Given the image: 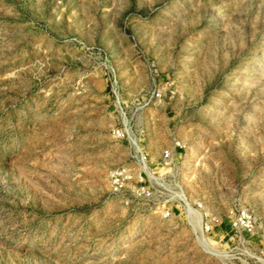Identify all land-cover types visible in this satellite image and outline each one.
Returning <instances> with one entry per match:
<instances>
[{
  "label": "rangeland",
  "instance_id": "rangeland-1",
  "mask_svg": "<svg viewBox=\"0 0 264 264\" xmlns=\"http://www.w3.org/2000/svg\"><path fill=\"white\" fill-rule=\"evenodd\" d=\"M124 120L152 161L185 142L200 214L264 232V0H0V264H223L176 211L111 192Z\"/></svg>",
  "mask_w": 264,
  "mask_h": 264
},
{
  "label": "built area",
  "instance_id": "built-area-1",
  "mask_svg": "<svg viewBox=\"0 0 264 264\" xmlns=\"http://www.w3.org/2000/svg\"><path fill=\"white\" fill-rule=\"evenodd\" d=\"M149 71H156L151 63ZM115 84L116 79L112 76L110 86L114 94ZM162 90V87L152 88L140 98L137 105H155L163 97ZM110 135L116 140L124 141L132 151L127 161L113 168L108 174L112 193L122 194L129 191L136 200H154V210H158L164 219L173 217L176 211V215L184 217L194 237L205 248L204 251L223 264H264V244L257 246L254 243V239L258 238L264 241V232L259 229L255 215L250 210L243 207L230 210L226 220L230 234L224 242L215 240L216 236L211 235L214 227L221 225L223 218L206 212L200 214L198 210H201L202 203L193 202L189 195L182 180L184 170L181 162L186 144L181 138L172 135L170 146L163 147L158 159L152 161L141 147L144 140L142 127L133 129L124 120L111 128Z\"/></svg>",
  "mask_w": 264,
  "mask_h": 264
},
{
  "label": "crops",
  "instance_id": "crops-1",
  "mask_svg": "<svg viewBox=\"0 0 264 264\" xmlns=\"http://www.w3.org/2000/svg\"><path fill=\"white\" fill-rule=\"evenodd\" d=\"M129 64H131L130 66L132 67V70L135 72L138 71V73L140 75L139 77H137V76L134 77L135 85L139 84L138 81L141 82L142 86L146 85L145 89L143 88L144 89L143 94H148L151 89L148 88V82L146 79L147 76H146L145 69H144V63L137 60L136 58H133V59L129 60ZM136 88H137V86L134 89H136ZM140 89H142V88H140ZM140 89H139V91H141ZM139 91H137L136 94H138ZM175 91H176L175 89H173V91H170V90L167 91L169 99L173 98V96L175 95ZM176 107L179 108L180 104L176 103L175 101H173V103L169 104L170 109H172V108L176 109ZM181 167L184 170V172H186V173L192 172V174L190 175L192 178H191V181L189 180L190 181L189 184L190 185H191V183L193 184V158L191 159V157L188 156L186 154V152L182 156ZM187 186H188V184H187ZM213 232H214V236H217L219 240H221L222 238L224 239L225 237L226 238L224 240H226L230 234V229L228 227L227 222L224 221L221 223L220 226L214 227Z\"/></svg>",
  "mask_w": 264,
  "mask_h": 264
}]
</instances>
